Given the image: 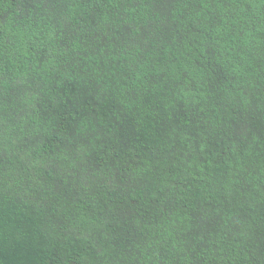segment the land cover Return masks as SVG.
Listing matches in <instances>:
<instances>
[{
  "label": "trees",
  "instance_id": "16d2710c",
  "mask_svg": "<svg viewBox=\"0 0 264 264\" xmlns=\"http://www.w3.org/2000/svg\"><path fill=\"white\" fill-rule=\"evenodd\" d=\"M0 264H264V0H0Z\"/></svg>",
  "mask_w": 264,
  "mask_h": 264
}]
</instances>
